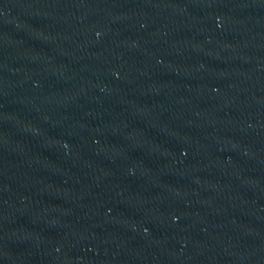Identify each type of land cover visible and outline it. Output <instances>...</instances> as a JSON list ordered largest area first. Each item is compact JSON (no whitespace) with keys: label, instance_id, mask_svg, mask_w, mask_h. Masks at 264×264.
<instances>
[{"label":"water","instance_id":"95a60500","mask_svg":"<svg viewBox=\"0 0 264 264\" xmlns=\"http://www.w3.org/2000/svg\"><path fill=\"white\" fill-rule=\"evenodd\" d=\"M0 264H264V0H0Z\"/></svg>","mask_w":264,"mask_h":264}]
</instances>
